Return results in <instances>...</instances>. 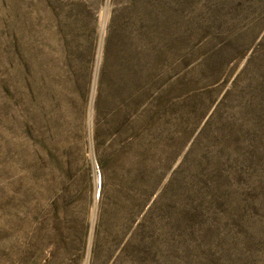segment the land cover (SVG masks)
Wrapping results in <instances>:
<instances>
[{
	"label": "rangeland",
	"instance_id": "374dc122",
	"mask_svg": "<svg viewBox=\"0 0 264 264\" xmlns=\"http://www.w3.org/2000/svg\"><path fill=\"white\" fill-rule=\"evenodd\" d=\"M0 264H264V0H0Z\"/></svg>",
	"mask_w": 264,
	"mask_h": 264
}]
</instances>
